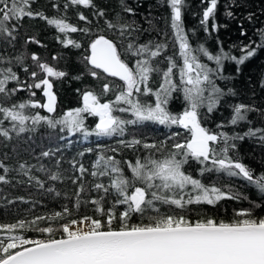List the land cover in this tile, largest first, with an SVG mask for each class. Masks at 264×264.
Segmentation results:
<instances>
[{
  "label": "snow or ice",
  "instance_id": "snow-or-ice-1",
  "mask_svg": "<svg viewBox=\"0 0 264 264\" xmlns=\"http://www.w3.org/2000/svg\"><path fill=\"white\" fill-rule=\"evenodd\" d=\"M165 2L170 9L171 38L164 33L160 39L141 42L143 30L135 21L121 13L109 17L95 0H64L63 12L75 9L82 25L68 22L66 15L49 18L34 11L35 0H0V44L14 46L24 19L39 18L62 34L57 42L63 47L81 50L88 75L101 81L100 93H82V107L52 115L57 98L51 78L68 74L36 53L31 54V60L38 70H31L23 54L8 56L0 51V138L11 140L13 135L19 137L46 124L69 144L79 134L85 140L94 136L116 145L97 144L90 170L75 158L69 161L80 173L72 178L78 185L74 193L76 215L73 207L65 204L62 211L0 223V264H264V215L255 212L264 207V171L257 172L241 160L238 143L251 139L264 146V126H253L249 119L252 112L264 119V109L234 103L227 121L217 123L215 129L204 126L227 97L235 96L233 88L225 89L219 83L230 79L224 75V62H234L238 74L241 65L264 49V29L259 30L258 40L241 44L239 57L225 51L222 44L213 54L203 43H191L182 20L185 0ZM205 2L208 6L200 24L208 33L218 0H202ZM52 7L61 10L59 3ZM81 8L90 10V15ZM123 12L134 15L126 5ZM226 15L233 17L231 11ZM217 27L213 23L212 30ZM72 33L86 38V44L70 38ZM241 35L246 32L241 31ZM25 43L39 41L28 38ZM20 70L27 74V80H21ZM157 77L159 83L153 87ZM36 90L46 102L32 99ZM21 91H27L29 99L14 100ZM109 96L112 98L107 99ZM177 99L181 111L174 113L170 105ZM29 108L43 109L48 115L27 112ZM88 117L96 118L94 127L86 125ZM148 123L177 130L159 141L135 135L128 138L132 129ZM242 124L247 125L246 130L235 131ZM229 127L231 132L226 130ZM122 149L134 156L125 158ZM92 152L88 147L78 155ZM55 154L50 149L36 157L37 164L19 163L11 171L27 176V181L16 182L29 187L34 183L59 196L46 184L63 180V160H55V170L39 163L41 157ZM33 170L44 173L46 179L33 175ZM9 171L0 161V183L10 182ZM85 173L93 178L87 188ZM213 175L215 181L211 180ZM233 178L258 192V200L250 201V207L234 209L227 221L208 216L193 221L185 214L193 204L216 206L225 199H247L233 188ZM85 192L98 196L84 200ZM20 200L29 203L22 197ZM82 202L93 206V215H78ZM27 231L39 237L23 235Z\"/></svg>",
  "mask_w": 264,
  "mask_h": 264
},
{
  "label": "trees",
  "instance_id": "trees-1",
  "mask_svg": "<svg viewBox=\"0 0 264 264\" xmlns=\"http://www.w3.org/2000/svg\"><path fill=\"white\" fill-rule=\"evenodd\" d=\"M53 3H59L61 10L57 11L53 8ZM63 3L64 0H35L32 8L49 18H60L66 15L68 22L82 25L83 22L76 19L75 9H70L66 14L63 12ZM95 3L104 9L109 17L121 13L127 16L129 21H135L137 26L143 30L140 37L141 42H146L149 39H160L164 33H167L169 38L172 36L170 9L165 0H95ZM125 5L134 10V15L128 16L123 12ZM207 6V3H202V0H185L182 20L191 43L193 45L203 43L213 54L219 50L222 44L225 51L239 57L241 55V44H248L250 40H258L259 30L264 29V0H218L217 10L214 13L215 20L210 19L208 22V33L204 31L200 24L203 10ZM81 11L90 15L88 9L81 8ZM227 11H231L233 17L229 18L226 15ZM249 16H251V19H249ZM213 23L218 26L215 31L212 30ZM193 30L195 31L193 32ZM241 31L246 32V35L242 36ZM59 35L62 34L58 33L54 27L49 26L44 20L25 18L14 46L0 44V51H3L5 55L23 54L26 57L25 63L31 70H38L33 67V61L31 60V54L36 53L42 61L47 62L56 70H63L68 74L63 78H51L54 84L53 93L57 98L56 112L52 115L82 107V93L86 90L95 93L101 92V81H97L88 75L82 62L81 50L72 46L63 47L62 44L57 42V36ZM69 36L77 42L86 44V38H83L79 33H72ZM28 38H35L39 41V44H26L25 40ZM169 52H171V48ZM53 56H57L59 59L53 60ZM236 68L237 65L234 62H224V75L230 77V79L219 83L225 89L228 87L233 88L235 96L227 97L218 111L207 118L204 126L215 129L217 123L227 121L231 115L230 105L234 103H243L264 109V87L261 86L264 84V49L257 50L255 56L241 65L238 74ZM19 76L21 80L28 79L27 74L22 70L19 71ZM158 83L159 78L157 77L153 87ZM36 92V96L32 99L41 103L45 102L42 93L39 90H36ZM111 98V96L107 97V99ZM13 99L17 101L29 99V93L27 91L18 92ZM170 109L174 113L181 111V101L179 99L173 101ZM26 111L48 115L43 109L29 108ZM85 115L87 116V114ZM249 119L252 120L253 126H264V119L257 112L249 113ZM95 121L96 118L88 117L86 125L90 128L94 127ZM246 128L247 125L242 124L235 131L242 132ZM176 130L148 123L140 128L132 129L128 138L130 139L132 135H135L137 138L147 139L149 142L159 141L165 139L171 131ZM226 130L231 132L233 129L229 127ZM179 131L183 132L182 129ZM59 135L46 124H41L33 132L21 134L19 137L13 135L11 140L0 138V161L10 169L7 174V179L10 182L0 183V223H15L19 219L30 220L35 216L62 211L65 204L73 207V213L76 215L74 193L78 185L72 183V178L74 176L78 177L80 173L72 169L69 161L75 158L90 170L92 162L96 159L97 144L116 145L115 141L97 140L94 136L85 140L79 134L72 137L71 144H69L67 140L59 139ZM238 143L241 160L257 172L264 171V146L251 139ZM88 147L93 149L92 153H85L83 157L78 155ZM57 148L60 149L59 152H56ZM50 149L56 153L55 156L52 158L41 157L39 163L55 170V160L57 158L63 160L61 165L63 180L47 181L46 184V186L53 187L58 191L59 196L55 192L49 193L46 190L39 189L34 183L32 187H29L27 183H17V180L27 181V176H19L15 171H11V169L18 167L19 163L25 161L29 165L37 164L36 157H39L41 152ZM121 151L125 158L134 156V153L130 150L122 149ZM195 167L196 165L193 164L192 169ZM33 175L46 179L44 173L35 170H33ZM211 180L215 181L216 177L213 175ZM205 182L208 183L209 181L205 180ZM224 182L227 183V178H224ZM84 183L86 188L93 183V178L88 173H85ZM231 183L234 189L248 198L238 201L225 199L216 206L193 204L189 206L190 211L185 214L190 216L193 221L205 216L227 221L232 218L234 209L248 208L250 207V201L258 200V192L250 186H245L244 181L233 178ZM82 196L84 200H87L89 196L97 197L98 194L85 192ZM21 197L29 203L22 202ZM9 201L14 202L9 203ZM255 212L258 215H264V207L255 209ZM85 214L93 215V206L82 202L78 215ZM23 235L29 238L39 237L38 233L32 231L23 232Z\"/></svg>",
  "mask_w": 264,
  "mask_h": 264
},
{
  "label": "water",
  "instance_id": "water-1",
  "mask_svg": "<svg viewBox=\"0 0 264 264\" xmlns=\"http://www.w3.org/2000/svg\"><path fill=\"white\" fill-rule=\"evenodd\" d=\"M45 102H46V98H45Z\"/></svg>",
  "mask_w": 264,
  "mask_h": 264
}]
</instances>
